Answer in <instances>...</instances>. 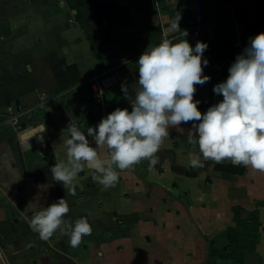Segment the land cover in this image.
<instances>
[{"label": "crops", "instance_id": "obj_1", "mask_svg": "<svg viewBox=\"0 0 264 264\" xmlns=\"http://www.w3.org/2000/svg\"><path fill=\"white\" fill-rule=\"evenodd\" d=\"M197 6L204 26L192 33ZM179 19L180 30L166 31ZM261 32L264 0H0L3 264H264V173L231 162L192 168L190 155H199L188 143L192 122L169 129L151 171L143 160L118 172L115 187L94 182L86 166L67 189L50 173L67 162L69 122L87 134L116 108L131 111L137 61L149 46L164 37L209 45L203 74L210 80L194 94L206 112L223 100L214 86ZM113 70L121 78L106 99L116 104L104 107L90 81ZM18 114L26 116L21 128L7 124ZM37 135L43 142L30 145ZM61 198L67 222L86 217L92 228L77 247L60 231L42 240L29 227L39 210L32 202L48 206Z\"/></svg>", "mask_w": 264, "mask_h": 264}, {"label": "clouds", "instance_id": "obj_2", "mask_svg": "<svg viewBox=\"0 0 264 264\" xmlns=\"http://www.w3.org/2000/svg\"><path fill=\"white\" fill-rule=\"evenodd\" d=\"M179 21H173L166 31L180 30ZM208 47L203 41L193 47L186 38L176 43L164 39L149 46L137 61L139 87L130 102L131 111L116 108L96 126H89L87 134L69 122L66 130L70 138L64 141L67 162L50 168L52 178L70 188L86 166L94 172V182L105 189L115 187L118 172L143 160L148 161L151 171L159 162L156 154L169 137V129L188 122H192L188 143L199 152L190 155L192 168L227 159L233 165L264 173V32L249 38L231 64L227 79L214 86V93L223 100L202 112L198 107L201 101L194 99V94L197 85L210 80L203 74L209 64L204 57ZM121 91L128 99L125 84ZM31 204L39 210L29 220V227L42 240L60 231L69 237L72 247H77L92 232L86 217L74 224L64 219L69 212L64 198L48 206H41L38 200ZM3 261L0 252V264Z\"/></svg>", "mask_w": 264, "mask_h": 264}, {"label": "built area", "instance_id": "obj_3", "mask_svg": "<svg viewBox=\"0 0 264 264\" xmlns=\"http://www.w3.org/2000/svg\"><path fill=\"white\" fill-rule=\"evenodd\" d=\"M195 12H196V19H195L196 21L192 29V33H199V31L204 26V15H203L202 7L197 6ZM164 39H169L172 41V38L170 37H164L162 41ZM120 78H121L120 73L117 70H113L111 72L103 73L102 75H97L93 77L90 81V87L94 99L100 102L104 107H112L113 105H115L116 103L109 102L106 99V93L110 88H112L113 86L117 85L120 82ZM25 117L26 116L22 114L14 115L7 120V124L15 128H21L22 118Z\"/></svg>", "mask_w": 264, "mask_h": 264}, {"label": "water", "instance_id": "obj_4", "mask_svg": "<svg viewBox=\"0 0 264 264\" xmlns=\"http://www.w3.org/2000/svg\"><path fill=\"white\" fill-rule=\"evenodd\" d=\"M42 142H43L42 136L41 135H37L36 137L33 138V142L30 143V145H32V144L39 145ZM224 162H231V161L226 159V160H223V161H221L219 163H224ZM214 175L215 176H222L224 178H227L228 177V175L226 173H221V172H215Z\"/></svg>", "mask_w": 264, "mask_h": 264}]
</instances>
